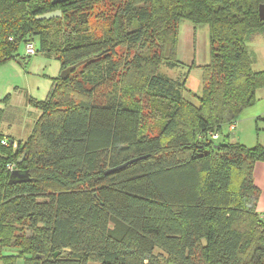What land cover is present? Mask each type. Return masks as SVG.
Instances as JSON below:
<instances>
[{
    "label": "trees",
    "instance_id": "trees-1",
    "mask_svg": "<svg viewBox=\"0 0 264 264\" xmlns=\"http://www.w3.org/2000/svg\"><path fill=\"white\" fill-rule=\"evenodd\" d=\"M262 5L0 0V66L30 42L62 70L82 63L46 100H29L41 116L27 142L15 149L0 132V262L264 264L254 180L264 146L223 136L264 89L249 47L264 39ZM184 21L209 28L197 106L187 75L160 73L182 66ZM9 165L22 181L10 183Z\"/></svg>",
    "mask_w": 264,
    "mask_h": 264
},
{
    "label": "rangeland",
    "instance_id": "rangeland-1",
    "mask_svg": "<svg viewBox=\"0 0 264 264\" xmlns=\"http://www.w3.org/2000/svg\"><path fill=\"white\" fill-rule=\"evenodd\" d=\"M263 38L259 37L251 44L250 50L255 53L256 61L254 65L255 71L264 70V47L261 48L259 43ZM210 38L208 26H195L189 21H184L180 28L177 60L182 64L180 68L170 69L161 66L160 73L165 77L177 79L182 75L188 76L187 87L193 95L188 96L191 103L198 105L196 96L202 94V75L203 67L210 63ZM25 49V52H24ZM257 50L260 55L257 54ZM20 52L26 53V46L20 47ZM37 55V54H36ZM30 56V64L27 67L35 66L41 68V74H28V69L19 65L17 62H9L1 67L3 70L0 76V99H4L7 95H13L11 102L15 108H10L9 120L0 125V132L4 135L8 142L15 141V149L20 142H27L34 132L35 123L41 116V112L35 107L24 105L22 102L28 98L37 101L47 99L54 80L61 76L63 72L59 60L52 59L47 61L42 55ZM26 67V68H27ZM38 73V70H37ZM19 90L18 94H14L15 89ZM196 95V96H195ZM27 96V97H26ZM16 100H18L16 102ZM0 107H4V103H0ZM235 133L231 134V140L237 136L241 139V143L255 147L264 146V89L258 91L257 102L246 108L237 118L234 125ZM228 128H224L227 134ZM231 130V131H234ZM237 135V136H236ZM226 136V135H225ZM224 136V137H225ZM222 137V138H224ZM27 236V234H25ZM30 235V234H29ZM6 255H15L14 252L7 250ZM24 259L18 257L17 264H24ZM0 264H2L0 262Z\"/></svg>",
    "mask_w": 264,
    "mask_h": 264
},
{
    "label": "crops",
    "instance_id": "crops-1",
    "mask_svg": "<svg viewBox=\"0 0 264 264\" xmlns=\"http://www.w3.org/2000/svg\"><path fill=\"white\" fill-rule=\"evenodd\" d=\"M259 43H261V48H263L264 47V40H261ZM24 52H25V49H24ZM257 54L258 55H260V53L258 52V50H257ZM37 55H42V54H37ZM36 55V56H37ZM43 56V55H42ZM43 57H45V56H43ZM32 58L30 57V56H27V54L26 53H23L22 54V52H20V54H19V57L17 58V59H15V60H13V62H17V63H19V65H21V66H23V67H25L24 68V70H27L28 68V74H41V73H39V71H41L42 69L41 68H37V67H35V66H31V67H27V65L28 64H30V60H31ZM45 59L47 60V61H51L52 59H50V58H46L45 57ZM12 62V61H11ZM7 65V64H6ZM5 66V65H4ZM29 66V65H28ZM1 67H3V66H0V76H1V73H2V71L3 70H1L2 68ZM27 67V68H26ZM37 70H38V73H37ZM43 71V70H42ZM40 76V75H39ZM18 89H20V88H17V89H15V90H13L14 91V94H18L19 93V90ZM52 89V88H51ZM13 95H7L6 97H8L9 98V100H8V102L7 103H5L4 104V107H0L1 109H3L4 111H5V118H4V120L2 121V123L5 121V122H8L9 123V121L11 122L12 121V119L11 120H9V115H10V110L12 109V108H15V105H14V103L13 102H11V97H12ZM5 97V98H6ZM27 97V96H26ZM4 98V99H5ZM3 98L2 99H0V103H2V101L4 100ZM31 99H33V98H31ZM29 100H30V98H28L27 97V101H23L22 102V104H24V105H30V103H29ZM18 100H16V102H17ZM31 106V105H30ZM11 108V109H10ZM2 125V124H1ZM236 129V128H235ZM235 129H234V131H231V129H229L228 128V132H227V134L224 132V135L223 136H227V135H229L230 136V138H231V134H233V133H235ZM237 136V135H236ZM230 141L231 142H236V141H239V142H241V139L237 136L236 138H234L233 139V141L230 139ZM249 146V145H248ZM254 180H255V184H256V186L260 189V192H261V195H260V199H259V202H258V209H257V211H258V213L262 216V217H264V162H259V163H257L256 164V167H255V170H254Z\"/></svg>",
    "mask_w": 264,
    "mask_h": 264
},
{
    "label": "water",
    "instance_id": "water-1",
    "mask_svg": "<svg viewBox=\"0 0 264 264\" xmlns=\"http://www.w3.org/2000/svg\"><path fill=\"white\" fill-rule=\"evenodd\" d=\"M67 1H70V0H52V4L53 5H59V4H63ZM259 15H260V19L262 21H264V5H262L259 9ZM62 16V12L61 11H56V12H51V13H47V14H44L40 17H38L37 19L38 20H51L53 18H60ZM80 65H82V63H79L77 65H74V66H71L65 70H63V72L61 73V76L60 78L61 79H67ZM13 144V143H12ZM138 161L137 160H134V161H130L126 164H123L117 168H114V169H111L107 172V174H110V173H114L116 171H119L125 167H127L129 164L133 163V162H136ZM24 179V176L20 175L18 171H13L12 172V175H11V184H16V183H19L20 181H22Z\"/></svg>",
    "mask_w": 264,
    "mask_h": 264
},
{
    "label": "built area",
    "instance_id": "built-area-1",
    "mask_svg": "<svg viewBox=\"0 0 264 264\" xmlns=\"http://www.w3.org/2000/svg\"><path fill=\"white\" fill-rule=\"evenodd\" d=\"M26 54H27V56H34V55L37 54V49H36V45H35V43L30 42V43L26 44ZM234 127H235V126L232 125L230 129L233 130ZM214 138L217 139L218 136L215 135ZM8 169H9L10 171H14L15 166H14V165H9Z\"/></svg>",
    "mask_w": 264,
    "mask_h": 264
}]
</instances>
